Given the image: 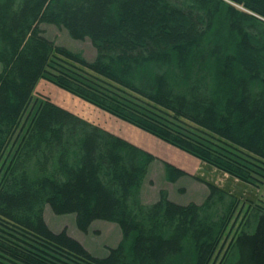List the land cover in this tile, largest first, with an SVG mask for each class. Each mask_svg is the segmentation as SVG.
I'll use <instances>...</instances> for the list:
<instances>
[{
	"label": "trees",
	"instance_id": "1",
	"mask_svg": "<svg viewBox=\"0 0 264 264\" xmlns=\"http://www.w3.org/2000/svg\"><path fill=\"white\" fill-rule=\"evenodd\" d=\"M43 21L90 36L96 58L42 35ZM1 60L0 264H264V201L215 257L239 194L196 175L210 188L200 203L163 188L144 201L156 155L35 92L47 77L263 188L264 0H0ZM163 161L171 181L188 173ZM45 204L82 230L116 221L122 238L93 255L47 225Z\"/></svg>",
	"mask_w": 264,
	"mask_h": 264
},
{
	"label": "rangeland",
	"instance_id": "2",
	"mask_svg": "<svg viewBox=\"0 0 264 264\" xmlns=\"http://www.w3.org/2000/svg\"><path fill=\"white\" fill-rule=\"evenodd\" d=\"M40 24L42 35L53 40L56 44L67 46L73 51L82 52L91 60L96 58V48L90 36L87 35L84 38L73 37L65 25L60 26L54 22L43 21ZM3 65L1 60L0 72ZM35 92L154 153L156 155L155 160L149 166L147 180L142 187L144 201L149 203L156 201L155 199H157L161 188H163L168 191L170 198L176 202L188 203L193 200L200 203L208 195L210 188L204 181L195 177L196 175L216 183L219 187H225L229 191L239 194L243 199L239 202L238 208L232 216L223 246L215 250L217 253L215 257L221 256L223 249L230 242L233 233L240 224L243 212L248 208V203L255 200L264 201V187L248 184L221 168L206 163L200 157H196L178 146H173L159 136L153 135L149 131L119 118L101 107H97L91 101L76 96L69 89L61 87L47 77L39 80L35 85ZM68 98H71V101ZM18 133L19 131L16 128L13 131V137H17ZM163 159H170L175 165L182 167L188 173L178 177L177 181L169 180L165 176L166 168ZM44 216L47 225L51 229L60 231L65 227L69 234L77 238L93 255H106L111 247L117 245L123 235L119 223L100 218H95L86 230H82L76 222L77 215L75 211L60 214L49 204H45ZM217 263L218 261L215 260L214 264Z\"/></svg>",
	"mask_w": 264,
	"mask_h": 264
},
{
	"label": "bare ground",
	"instance_id": "3",
	"mask_svg": "<svg viewBox=\"0 0 264 264\" xmlns=\"http://www.w3.org/2000/svg\"><path fill=\"white\" fill-rule=\"evenodd\" d=\"M41 79H44V78H40L39 80H41ZM38 82H39V81H38ZM38 82H37V83H38ZM37 83H36V84H37ZM68 97H70V96H68ZM68 100L71 101V98H68ZM129 141H130V140H129ZM130 142H132V141H130ZM132 143H135V142L133 141ZM135 144H136V143H135ZM137 145H138V144H137ZM138 146H139V145H138Z\"/></svg>",
	"mask_w": 264,
	"mask_h": 264
},
{
	"label": "crops",
	"instance_id": "4",
	"mask_svg": "<svg viewBox=\"0 0 264 264\" xmlns=\"http://www.w3.org/2000/svg\"><path fill=\"white\" fill-rule=\"evenodd\" d=\"M170 160V159H169ZM171 161V160H170Z\"/></svg>",
	"mask_w": 264,
	"mask_h": 264
}]
</instances>
